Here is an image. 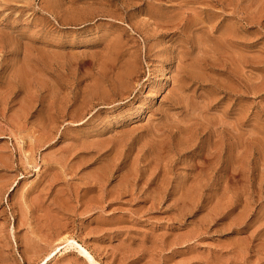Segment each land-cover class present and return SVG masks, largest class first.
Returning <instances> with one entry per match:
<instances>
[{
    "label": "rangeland",
    "instance_id": "1",
    "mask_svg": "<svg viewBox=\"0 0 264 264\" xmlns=\"http://www.w3.org/2000/svg\"><path fill=\"white\" fill-rule=\"evenodd\" d=\"M264 264V0H0V264Z\"/></svg>",
    "mask_w": 264,
    "mask_h": 264
},
{
    "label": "bare ground",
    "instance_id": "2",
    "mask_svg": "<svg viewBox=\"0 0 264 264\" xmlns=\"http://www.w3.org/2000/svg\"><path fill=\"white\" fill-rule=\"evenodd\" d=\"M69 244H76L79 249L80 252L85 255L87 257V259L89 260L90 264H100L95 258L94 256L91 254V252H89L86 248H84L82 245L78 244L76 241L72 240L68 242Z\"/></svg>",
    "mask_w": 264,
    "mask_h": 264
}]
</instances>
